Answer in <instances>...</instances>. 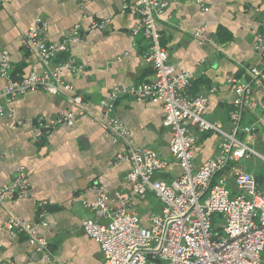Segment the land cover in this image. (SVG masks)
<instances>
[{
    "label": "crops",
    "instance_id": "obj_1",
    "mask_svg": "<svg viewBox=\"0 0 264 264\" xmlns=\"http://www.w3.org/2000/svg\"><path fill=\"white\" fill-rule=\"evenodd\" d=\"M137 0H0V60L7 52L14 76L42 73L39 55L22 43L23 33L40 18L46 25L43 39L58 44L78 26L81 38L69 42V55L82 68L62 70L61 76L71 89L61 94L42 90L28 91L5 105L0 112V186L12 182L19 168L25 171L28 196L0 201V264H102L103 254L96 240L88 236L81 222L93 218L107 221L99 210L92 211L83 201H93L102 188L109 199L108 212L121 205L115 193L130 194L125 175L130 164L117 155L128 148L155 149L172 162L170 130L163 126V106L139 102L121 95L114 115L128 131L126 140L114 139L98 119V103L117 84L137 86L151 82L155 75L144 58L149 41L142 34L132 36L130 28L138 16L130 7ZM167 7L155 16L159 43L167 60L177 70L193 76L187 89L190 95H203L207 103L202 116L230 129L229 114L235 96L231 80L244 75L247 67L262 63L258 38L264 45V16L253 6L261 0H165ZM126 5V6H125ZM128 6V7H127ZM208 10H203V7ZM110 21L104 29H90L93 20ZM200 31L202 42L194 36ZM62 53L51 65L66 58ZM5 83L0 75V88ZM82 98L84 108L73 96ZM252 99L257 106L245 111L242 123L255 127L254 139L243 138L254 154L240 162L264 190V86H254ZM83 110V111H82ZM72 112L71 125L54 123L59 115ZM11 114V117L8 116ZM16 125L10 127V121ZM192 146L193 163L198 165L215 154L218 135L199 132ZM177 162L157 172L166 180L181 174ZM231 192L235 187L229 182ZM127 208L137 213L144 224L161 209L158 199L130 195ZM40 203H44L40 208ZM45 212V226L38 227L46 238L50 256L37 252L25 231L10 233L5 228L9 216L20 217L31 227ZM264 264V252L262 255Z\"/></svg>",
    "mask_w": 264,
    "mask_h": 264
},
{
    "label": "built area",
    "instance_id": "obj_2",
    "mask_svg": "<svg viewBox=\"0 0 264 264\" xmlns=\"http://www.w3.org/2000/svg\"><path fill=\"white\" fill-rule=\"evenodd\" d=\"M200 2V0H196ZM126 6V5H125ZM128 7V6H127ZM167 7L165 0H137L131 7V14L138 16L130 28L132 36L142 34L149 41L144 58L151 64L155 78L137 86L117 84L98 103V119L114 139L126 140L128 131L117 120L114 109L121 95H129L139 102L150 101L163 106V126L171 132L169 145L172 162L181 167V174L166 180L155 174L172 164L159 156L155 149L128 148L118 154V160H125L130 169L125 179L130 185L127 192L115 193L121 205L108 212V195L98 188V197L83 204L92 211L99 210L105 222L85 218L81 225L85 233L96 240L103 254L102 264H262L264 252V190L258 187L254 175L240 165L254 154L243 140L254 139L255 127L242 123L243 113L251 111L257 103L252 99L254 86H264V45L258 38L257 47L262 52V63L245 68L244 75L231 80L234 91L232 110L229 114L230 129H223L219 123L203 118L207 100L203 95H190L186 91L193 78L190 72L177 70L168 62L167 51L159 43L155 16ZM254 11L264 16V0L253 6ZM203 10H208L203 7ZM108 19L93 20L90 29H104ZM45 23L36 18L23 33L22 43L38 53L45 69L42 73L14 76L10 57L1 53L0 75L5 83L0 88V112L8 102L28 91L42 90L50 94H61L71 89L62 76V70L76 72L82 68L69 55V42L79 41L81 33L74 26L67 38L58 44L46 43L43 39ZM193 36L202 42L200 31ZM66 58L51 65L59 54ZM73 102L82 108V98L75 95ZM83 111V110H82ZM11 117V114H8ZM75 115L66 112L43 127L58 122L71 125ZM16 125L12 120L8 126ZM195 130L211 131L218 135L215 154L204 162L193 163L192 146L197 140ZM229 182L235 187L231 192ZM152 193L160 202L161 209L148 217V224L127 208L130 195L145 197ZM29 190L25 171L19 168L11 183L0 186V201L6 198L23 199ZM44 203H40V208ZM220 215V231H212L211 219ZM45 212L39 213L40 221L34 226L26 224L20 217L11 215L5 222L10 233L25 231L37 252L51 255L45 237L38 227L45 226ZM12 264V263H4Z\"/></svg>",
    "mask_w": 264,
    "mask_h": 264
},
{
    "label": "rangeland",
    "instance_id": "obj_3",
    "mask_svg": "<svg viewBox=\"0 0 264 264\" xmlns=\"http://www.w3.org/2000/svg\"><path fill=\"white\" fill-rule=\"evenodd\" d=\"M222 218L220 217V215L218 214H214L212 219H211V227H212V231H220L221 229L218 228V225L221 224Z\"/></svg>",
    "mask_w": 264,
    "mask_h": 264
}]
</instances>
